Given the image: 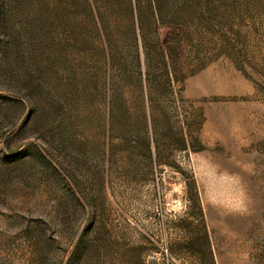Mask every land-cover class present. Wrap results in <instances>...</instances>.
<instances>
[{"label": "rangeland", "instance_id": "rangeland-1", "mask_svg": "<svg viewBox=\"0 0 264 264\" xmlns=\"http://www.w3.org/2000/svg\"><path fill=\"white\" fill-rule=\"evenodd\" d=\"M0 264H264V0H0Z\"/></svg>", "mask_w": 264, "mask_h": 264}]
</instances>
